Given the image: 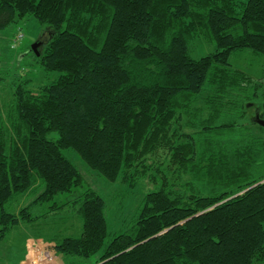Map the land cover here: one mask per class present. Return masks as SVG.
Segmentation results:
<instances>
[{
    "label": "trees",
    "instance_id": "trees-1",
    "mask_svg": "<svg viewBox=\"0 0 264 264\" xmlns=\"http://www.w3.org/2000/svg\"><path fill=\"white\" fill-rule=\"evenodd\" d=\"M27 16L43 27L34 62L58 74L35 89L18 65L6 73L0 236L40 217L37 207L67 205L81 234L43 237L62 264H264L262 84L229 62L243 49L264 56V0H0V31ZM196 38L213 51L192 57ZM64 148L109 181L155 187L106 245L100 194L56 200L84 181Z\"/></svg>",
    "mask_w": 264,
    "mask_h": 264
},
{
    "label": "rangeland",
    "instance_id": "rangeland-1",
    "mask_svg": "<svg viewBox=\"0 0 264 264\" xmlns=\"http://www.w3.org/2000/svg\"><path fill=\"white\" fill-rule=\"evenodd\" d=\"M15 34H17V36L19 35L18 41H20H15V44L18 42L16 48H10L11 38ZM42 34V25L32 16H27L16 24H11L0 31V77H2V79H0L1 103L9 102L11 96L13 97V78L6 74L10 68H14L18 65L17 69L19 72L22 73L26 71V75L32 79V86L35 89L44 83H48L57 76L58 72H45L38 63L34 62L30 48ZM213 49V44L207 42L203 38H196L190 45L192 57H200L213 51ZM229 62L232 66L242 69L254 79L261 81V97L258 100L264 104V80L262 79L264 56L243 49L232 53L229 57ZM22 68L25 69V71H23ZM56 136V132H50L47 135V137L51 138ZM62 152L82 173L84 181L83 186L78 190L59 194L56 196V200L61 202L72 198L78 194L79 190L81 191L86 187H90L100 194L106 203L105 218L107 236L104 243V245H106L114 235L129 229L140 209L143 196L155 187L143 179L139 180L134 186L119 181H109L95 170L91 169L75 150L64 148ZM43 187L44 184L41 180L37 182L35 188L31 189L27 195L23 197L19 206H24L31 202L38 193H40ZM48 205L49 204H45L42 207H37L34 213L41 216H37L34 221L28 223L21 222L19 225L8 230L3 236H0V264H19L23 255L26 257V262H21L20 264H28L30 245L32 243H42L45 246L44 242L46 241H44L43 237H53L59 240L64 236L76 237L81 234L83 218L78 212L72 209V206L68 207L66 205L61 213H46ZM13 206L18 207L15 201H12L10 205L6 204L5 208L11 210ZM44 246L40 247L44 248ZM54 254L55 258L52 264H62L61 262L63 260H60L61 256L58 255L56 251ZM66 258H68L67 260L65 259L66 264H70V260L78 261V257L67 256ZM94 261V256H91L90 258H86L81 264H94ZM43 264L49 263L45 262Z\"/></svg>",
    "mask_w": 264,
    "mask_h": 264
},
{
    "label": "bare ground",
    "instance_id": "bare-ground-1",
    "mask_svg": "<svg viewBox=\"0 0 264 264\" xmlns=\"http://www.w3.org/2000/svg\"><path fill=\"white\" fill-rule=\"evenodd\" d=\"M40 246H44L42 243H32L30 245V256H29V260H28V264H32V263H36V261L38 262V264H43L45 262L52 264L54 262V257L53 254L51 252H49V254L45 255L46 259H41L39 256V251L38 250H42L43 247L41 248ZM41 260V261H40Z\"/></svg>",
    "mask_w": 264,
    "mask_h": 264
},
{
    "label": "built area",
    "instance_id": "built-area-1",
    "mask_svg": "<svg viewBox=\"0 0 264 264\" xmlns=\"http://www.w3.org/2000/svg\"><path fill=\"white\" fill-rule=\"evenodd\" d=\"M19 36V35H18ZM18 36H17V38H18ZM44 244H45V246H44V248L42 249V250H39V256H40V258L43 260V259H46L45 257V255H47V254H49V252H51L52 254H53V257L55 258V254H54V249L52 248V246L49 244V243H47V242H44ZM53 250V251H52ZM57 257V256H56ZM26 261V260H25ZM41 261V260H40ZM38 262L36 261V263L34 262V263H32V264H37Z\"/></svg>",
    "mask_w": 264,
    "mask_h": 264
},
{
    "label": "water",
    "instance_id": "water-1",
    "mask_svg": "<svg viewBox=\"0 0 264 264\" xmlns=\"http://www.w3.org/2000/svg\"><path fill=\"white\" fill-rule=\"evenodd\" d=\"M40 43H41V41H35V42L32 44L31 48H32L34 51H36V50H37V47L40 45ZM255 120H256V122H257L258 124H260L261 126L264 127V119L261 118V117H259L258 113L255 114Z\"/></svg>",
    "mask_w": 264,
    "mask_h": 264
},
{
    "label": "crops",
    "instance_id": "crops-1",
    "mask_svg": "<svg viewBox=\"0 0 264 264\" xmlns=\"http://www.w3.org/2000/svg\"><path fill=\"white\" fill-rule=\"evenodd\" d=\"M31 237H33V236H31ZM34 238H41V237H34ZM43 239V238H42ZM26 250V249H25ZM26 253H27V251H26ZM26 255V254H25ZM25 256L23 255V257L21 258V260H20V262H19V264L22 262V263H24V262H26L25 261ZM60 260H61V258H60ZM56 263H57V259H56Z\"/></svg>",
    "mask_w": 264,
    "mask_h": 264
}]
</instances>
